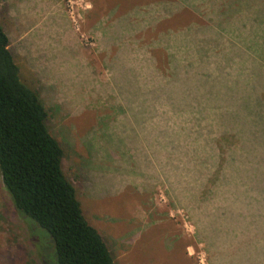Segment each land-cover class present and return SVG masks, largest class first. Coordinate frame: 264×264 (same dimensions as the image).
Here are the masks:
<instances>
[{
	"label": "rangeland",
	"instance_id": "rangeland-1",
	"mask_svg": "<svg viewBox=\"0 0 264 264\" xmlns=\"http://www.w3.org/2000/svg\"><path fill=\"white\" fill-rule=\"evenodd\" d=\"M69 1L73 22L68 0H0V24L113 264H264V0H147L122 46L123 0ZM52 252L0 180V264Z\"/></svg>",
	"mask_w": 264,
	"mask_h": 264
},
{
	"label": "trees",
	"instance_id": "trees-1",
	"mask_svg": "<svg viewBox=\"0 0 264 264\" xmlns=\"http://www.w3.org/2000/svg\"><path fill=\"white\" fill-rule=\"evenodd\" d=\"M46 118L37 93L20 79L0 24V180L4 190L17 212L47 233L55 264H113L102 237L81 213L75 189L61 167L63 150L49 133ZM208 179L207 174L199 185ZM213 180L208 189L211 196L217 186Z\"/></svg>",
	"mask_w": 264,
	"mask_h": 264
},
{
	"label": "crops",
	"instance_id": "crops-1",
	"mask_svg": "<svg viewBox=\"0 0 264 264\" xmlns=\"http://www.w3.org/2000/svg\"><path fill=\"white\" fill-rule=\"evenodd\" d=\"M98 0H96L95 2H97ZM100 3L102 4V0H99ZM135 0H130L129 2L127 1H117L118 2V6L114 9L111 10V12H119L120 10H123L124 7L128 6L127 9H124V10H127L128 13H131V14H134L135 12L138 13V16L137 17H134V19L137 18V20L135 21L134 25H129V23H126V26H123L120 28L119 32L114 35V39H115V42H111L110 44L111 45H119L122 46L124 43H123V39H126L128 38L129 36V33L127 32V30L130 32V33H133L135 32V30L139 29V30H144L147 28V24L149 22V20H147L146 16H143L142 14L146 12V10L144 9L145 7H147L148 5L150 4H146L147 0H136V2L134 3ZM159 1V0H158ZM156 1L155 3H153V5H159V2ZM117 2H113V4L117 3ZM172 4H175V5H180V10L186 8L188 10V7L190 6L189 5V2L187 0H172ZM104 3V2H103ZM135 4V5H133ZM109 11V10H106V12ZM188 11H194V10H188ZM150 10L147 11V13L149 14ZM132 17V16H131ZM104 23L101 22V20H97L95 22V24L92 25V29H97V30H101L100 35L104 36L105 38V33H106V27L109 25V18L107 15H105V18H104ZM130 20V19H129ZM130 22H132V20H130ZM100 25V28L98 29ZM125 37V38H124ZM110 40L109 41H105V43L107 45H110L109 44ZM120 46H117L120 47ZM128 47H125L122 52H125V50L127 49Z\"/></svg>",
	"mask_w": 264,
	"mask_h": 264
},
{
	"label": "built area",
	"instance_id": "built-area-1",
	"mask_svg": "<svg viewBox=\"0 0 264 264\" xmlns=\"http://www.w3.org/2000/svg\"><path fill=\"white\" fill-rule=\"evenodd\" d=\"M68 14H69V18L71 19V22H73L74 18H77V15L74 14V11H73V6H72V1H69L68 0ZM84 7H88V5H84ZM84 40L90 44L91 43V40H89V38H86V37H83Z\"/></svg>",
	"mask_w": 264,
	"mask_h": 264
}]
</instances>
